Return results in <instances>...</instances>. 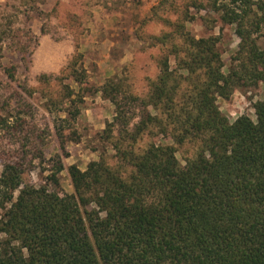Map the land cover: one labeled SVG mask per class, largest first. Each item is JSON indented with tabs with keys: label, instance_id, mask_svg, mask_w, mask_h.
<instances>
[{
	"label": "trees",
	"instance_id": "trees-1",
	"mask_svg": "<svg viewBox=\"0 0 264 264\" xmlns=\"http://www.w3.org/2000/svg\"><path fill=\"white\" fill-rule=\"evenodd\" d=\"M219 10L240 37L227 71L218 36L196 37L188 16L160 18L169 30L153 39L167 50L148 93L104 82L114 164L58 157L36 185L42 131L25 118L0 124V264H264V96L254 117L232 120L218 103L264 85V0ZM184 145L193 154L181 161ZM64 170L72 192L61 189Z\"/></svg>",
	"mask_w": 264,
	"mask_h": 264
},
{
	"label": "rangeland",
	"instance_id": "rangeland-1",
	"mask_svg": "<svg viewBox=\"0 0 264 264\" xmlns=\"http://www.w3.org/2000/svg\"><path fill=\"white\" fill-rule=\"evenodd\" d=\"M162 2L0 0V124L25 118L42 131L48 161L37 160L29 175L32 183H45L58 157L81 169L101 155L114 164L112 140L104 129L115 107L101 88L107 79L117 78L136 94L148 93L150 80L160 73L157 59L167 50L153 39L169 30L160 18L175 21L188 16L186 26L193 35L218 36L227 71L240 42L236 25L225 22L219 10L229 0ZM255 36L264 47L263 24ZM170 64L176 67L174 55ZM75 71L84 74L85 82L74 79ZM263 96L260 84L238 89L218 103L232 120L242 114L254 117L253 105ZM192 154L189 145L177 152L181 161ZM2 168L0 162V174ZM59 177L62 191L72 192L67 171Z\"/></svg>",
	"mask_w": 264,
	"mask_h": 264
}]
</instances>
